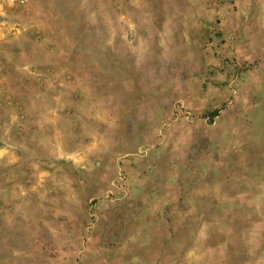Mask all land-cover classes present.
Masks as SVG:
<instances>
[{
	"label": "rangeland",
	"instance_id": "rangeland-1",
	"mask_svg": "<svg viewBox=\"0 0 264 264\" xmlns=\"http://www.w3.org/2000/svg\"><path fill=\"white\" fill-rule=\"evenodd\" d=\"M0 264H264V0H0Z\"/></svg>",
	"mask_w": 264,
	"mask_h": 264
},
{
	"label": "built area",
	"instance_id": "built-area-1",
	"mask_svg": "<svg viewBox=\"0 0 264 264\" xmlns=\"http://www.w3.org/2000/svg\"><path fill=\"white\" fill-rule=\"evenodd\" d=\"M10 2H11V3H16V2H17V0H10Z\"/></svg>",
	"mask_w": 264,
	"mask_h": 264
}]
</instances>
